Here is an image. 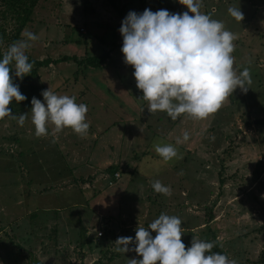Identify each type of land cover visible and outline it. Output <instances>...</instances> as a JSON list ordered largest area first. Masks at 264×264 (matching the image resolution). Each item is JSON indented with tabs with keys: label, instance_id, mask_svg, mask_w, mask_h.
<instances>
[{
	"label": "rangeland",
	"instance_id": "374dc122",
	"mask_svg": "<svg viewBox=\"0 0 264 264\" xmlns=\"http://www.w3.org/2000/svg\"><path fill=\"white\" fill-rule=\"evenodd\" d=\"M229 7L240 8L244 19L232 17ZM145 9L188 11L179 0H38L16 42L32 32L39 39L26 50L28 58L68 56L76 61L51 63L23 79L13 68L14 84L27 101H12L9 107L17 117L27 113V119L23 126L11 117L0 120V184L5 186L0 191V229L6 227L0 230V264H130L142 257L135 251L116 252L115 241L128 236L135 240L138 226L147 228L162 213L181 219L186 248L194 237L212 242L208 225L230 260L264 264V0H201L200 11L237 36L234 68L238 75L249 69L252 79L246 93L237 87L204 120L183 114L178 121L166 112L150 113L137 88L135 69L124 61L122 45L101 67L85 65L88 56L109 50L113 38L123 44L122 21L130 11L142 14ZM0 24L12 34L10 15L0 18ZM0 47L8 50L7 41ZM48 88L87 105L86 135L66 128L57 135L52 129L47 136L35 135L31 100L42 98ZM121 88L127 91L122 95H136L142 103L123 100ZM126 112H141V120L122 122L118 113ZM172 121L176 127L163 135ZM156 144L173 145L178 158L165 162ZM70 150L78 161L79 152L83 161L94 155L93 167L76 163L77 177H72L64 160ZM114 172L121 177L110 185ZM23 175L43 180L40 189L45 192H33L31 199L21 196L13 207L14 200L7 197L10 185L24 184ZM156 180L169 186L171 194L155 192ZM98 231L103 233L99 238Z\"/></svg>",
	"mask_w": 264,
	"mask_h": 264
},
{
	"label": "clouds",
	"instance_id": "9594fccd",
	"mask_svg": "<svg viewBox=\"0 0 264 264\" xmlns=\"http://www.w3.org/2000/svg\"><path fill=\"white\" fill-rule=\"evenodd\" d=\"M188 11L170 13L145 9L142 14L130 11L119 29L123 37L121 51L126 64L131 65L137 88L148 102V111L166 112L176 120L186 114L194 120H204L215 114L230 95L239 87L247 92L252 83L249 69L237 74L234 68V41L237 36L226 30L222 21L200 11L201 0H179ZM229 14L237 21L244 19L240 8L229 7ZM191 13V15L189 14ZM24 38L9 46L0 59V120L11 117L23 126L27 113L13 114L9 105L15 99H27L13 83L15 76L32 72L26 50L39 37L27 32ZM14 65V66H13ZM44 102L33 97L31 121L37 137L48 135V125L54 133L71 128L76 134H87L88 107L77 103L75 96L58 95L48 88L42 92ZM189 133H183V141ZM182 141L178 138L177 143ZM155 151L165 162L178 158L177 149L171 145H155ZM155 192L170 195L169 186L159 180L153 182ZM151 229L156 233L152 236ZM182 221L175 215L160 214L145 228L138 226L133 237H118L115 251H135L142 259H131L130 264H236L226 254L213 252L215 242L192 240L191 247L182 241ZM135 244L130 248V244Z\"/></svg>",
	"mask_w": 264,
	"mask_h": 264
},
{
	"label": "trees",
	"instance_id": "16d2710c",
	"mask_svg": "<svg viewBox=\"0 0 264 264\" xmlns=\"http://www.w3.org/2000/svg\"><path fill=\"white\" fill-rule=\"evenodd\" d=\"M142 2L144 3V0H142ZM37 3L38 0H0V18L5 20L6 16L10 15L14 21L12 34L6 33L2 24H0V43L7 41V45L9 47L19 39L20 33L22 32L24 27L27 25L28 22L32 20L31 16L33 14L34 8L37 6ZM76 43H79V40H76ZM6 51L7 50L4 51L0 47V59L3 58V54ZM109 53L110 51L107 50L97 56H88L85 59V65L92 68L101 67L105 63V61L109 58ZM69 60L76 61L74 57H68V56H63L59 59H54V60L51 58H45L43 60H34L29 58V62L33 63L32 73H35L38 68L48 66L51 63H58ZM11 74L13 76V83H14L15 77L13 75V68L11 69ZM37 99L43 100L44 98L42 97ZM13 102L16 105H19L23 101L16 102L15 99H13ZM206 224H208L207 221ZM206 226L208 228L209 233L212 234V242H215V247L213 248V252H220L222 254H226L224 249L221 247L220 242L217 240L216 236L212 233V230L209 228L208 225ZM263 259H264V252L261 253V260ZM93 264H97V263H93Z\"/></svg>",
	"mask_w": 264,
	"mask_h": 264
},
{
	"label": "crops",
	"instance_id": "0c3cea01",
	"mask_svg": "<svg viewBox=\"0 0 264 264\" xmlns=\"http://www.w3.org/2000/svg\"><path fill=\"white\" fill-rule=\"evenodd\" d=\"M115 36H117V34H115ZM114 36V37H115ZM116 38V37H115ZM109 45H110V49H109V51H110V53H109V58L107 59L108 60V62L109 61H111L112 59H113V55H114V57H116L115 56V54H114V51L117 49V47L119 46V45H123V44H120V40H119V38H117V39H114L113 38V40H111L110 41V43H109ZM107 60H106V62H107ZM116 69H118V66L115 68V70ZM108 82V81H107ZM109 84L111 85V86H117V83L116 82H113V81H110L109 82ZM136 91H137V89H136ZM124 92H127V91H124V90H122V88H121V90H120V94H121V96H122V98H123V100H125V101H127V102H129L130 100V102L131 103H133V105H137V103H144V105H147L148 106V102L147 101H145L144 102V99L142 100V102H141V100L138 98V96H136V95H134V98L132 97V96H129L130 97V99H129V97L126 95V94H123L122 95V93H124ZM129 93H131V91H128ZM137 93V92H136ZM43 100H41V102H42ZM142 108H143V106H142ZM141 108V109H142ZM118 115H121V116H119V118H120V120L122 121V122H124V123H127V124H129V123H136V122H138V120H141V112H137L135 115L134 114H131V113H129V112H126V113H118ZM183 118H184V115H182L181 117H178V121H180V120H183ZM155 119H156V117H155ZM160 120V118H158L157 117V120H156V122L157 121H159ZM14 121V120H13ZM13 124H15V123H13ZM114 123H112V125H113ZM176 124H177V122L176 121H172V122H168V124H167V126L168 127H170L167 131L165 130L164 132H162V134L163 135H169V134H171L170 133V131L172 130L171 128H174V127H176ZM132 125H135V124H132ZM165 126H166V124H165ZM112 127V126H111ZM12 128L13 129H15V126H12ZM110 127H107V128H105V130H107L108 131V129H109ZM24 129H25V131L27 130V128H25L24 127ZM48 129L51 131V129L54 131V127L53 128H51V127H49L48 126ZM66 129H68V130H71L72 131V129L71 128H66ZM90 129V128H89ZM50 131H48V133L50 132ZM52 131V132H53ZM69 133V131H63V134H66V135H69L68 134ZM56 135H57V133H56ZM97 137H99V136H97ZM99 139V138H98ZM97 139V140H98ZM57 141V140H56ZM61 149V148H60ZM61 151V150H60ZM66 157H65V161H66V166H68V168L69 169H71L69 172H70V174H71V176L72 177H77L76 175H77V167H76V163H84L83 164V166H88V167H90V168H92L93 166H91L93 163H91V162H93V160H94V155H90L89 156V158L87 159V161H83L82 160V158L80 157V152H79V161H78V155L77 154H74L73 152H72V150H70V151H68L66 154ZM68 159V160H67ZM99 168H102V167H99ZM98 169V168H97ZM99 170V169H98ZM94 174V172L91 174V175H93ZM23 178H24V175H23ZM32 177H25L24 178V180H23V182H24V184H18V185H10V187L12 188V192H10L9 194H8V199H11V200H14V202H13V207H14V205L16 204V201H15V199H18V198H21V196L22 197H26L27 199H31V193H33V192H37V194H38V196H39V193H41V191L43 192L44 190L42 189H40V186H41V182H43V180H37V182H36V180H34L33 178L31 179ZM1 179V178H0ZM3 179V178H2ZM61 178L59 177V181L60 182H62V180H60ZM71 179V178H70ZM52 182V181H51ZM51 182H49V183H51ZM91 182H93V183H95L96 182V179H94L93 181L91 180ZM0 183H1V181H0ZM78 184H80V183H78ZM3 188H5V186H3V184H0V191L1 190H3ZM42 188V187H41ZM46 190V189H45ZM18 192V194L17 195H15V193H17ZM45 192V191H44ZM19 193H22V195H20ZM37 196V195H36ZM18 203V202H17ZM0 211H2V210H0ZM5 228L6 227H3V228H1L0 230L1 231H5ZM9 229H10V227H8ZM13 229V228H12Z\"/></svg>",
	"mask_w": 264,
	"mask_h": 264
},
{
	"label": "built area",
	"instance_id": "2783aa9c",
	"mask_svg": "<svg viewBox=\"0 0 264 264\" xmlns=\"http://www.w3.org/2000/svg\"><path fill=\"white\" fill-rule=\"evenodd\" d=\"M82 32H83V29H80ZM120 173L119 172H114L113 175H112V179L109 180V184L111 185L113 183V180H118L120 178ZM103 235L102 231H98L96 233V237L99 238Z\"/></svg>",
	"mask_w": 264,
	"mask_h": 264
}]
</instances>
